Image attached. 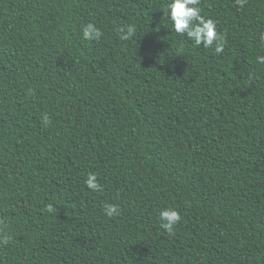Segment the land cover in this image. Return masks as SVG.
Masks as SVG:
<instances>
[{"label": "trees", "instance_id": "trees-1", "mask_svg": "<svg viewBox=\"0 0 264 264\" xmlns=\"http://www.w3.org/2000/svg\"><path fill=\"white\" fill-rule=\"evenodd\" d=\"M169 3L0 0V264H264V0H200L221 54Z\"/></svg>", "mask_w": 264, "mask_h": 264}, {"label": "clouds", "instance_id": "clouds-1", "mask_svg": "<svg viewBox=\"0 0 264 264\" xmlns=\"http://www.w3.org/2000/svg\"><path fill=\"white\" fill-rule=\"evenodd\" d=\"M238 4L243 6L246 0H237ZM200 0H170L167 5V11L164 16H167L172 22L174 31L186 36L189 41H192L194 46H203L205 49H212L216 54H221L227 44V38L217 30L216 22L211 18H206L201 14V9L198 6ZM82 39L86 41L99 40L102 32L95 23H87L82 26ZM120 39L129 40L136 34L134 25H129L120 30ZM264 41V36L261 37ZM256 62L264 65V55L257 56ZM45 124L50 122V117H43ZM88 189L93 192L102 191V187L98 182L97 175L90 173L85 180ZM46 210L49 213L56 211L52 204L46 205ZM105 215L109 218L120 215L118 205L106 204L103 209ZM159 219L161 227L169 234L174 232L175 227L181 221L180 213L172 208H164L160 210ZM9 235L0 234V247L7 246L10 243Z\"/></svg>", "mask_w": 264, "mask_h": 264}]
</instances>
